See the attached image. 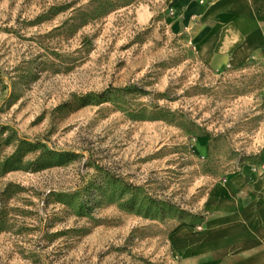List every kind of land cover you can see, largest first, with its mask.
I'll use <instances>...</instances> for the list:
<instances>
[{
  "label": "rangeland",
  "instance_id": "obj_1",
  "mask_svg": "<svg viewBox=\"0 0 264 264\" xmlns=\"http://www.w3.org/2000/svg\"><path fill=\"white\" fill-rule=\"evenodd\" d=\"M176 1L0 0V264H192L264 186V44L207 64Z\"/></svg>",
  "mask_w": 264,
  "mask_h": 264
},
{
  "label": "crops",
  "instance_id": "obj_2",
  "mask_svg": "<svg viewBox=\"0 0 264 264\" xmlns=\"http://www.w3.org/2000/svg\"><path fill=\"white\" fill-rule=\"evenodd\" d=\"M175 3L184 14L182 25L192 27L190 39L198 56L207 64H240L264 44V0ZM261 183L233 177L212 187L196 243L185 249L192 264H264Z\"/></svg>",
  "mask_w": 264,
  "mask_h": 264
}]
</instances>
